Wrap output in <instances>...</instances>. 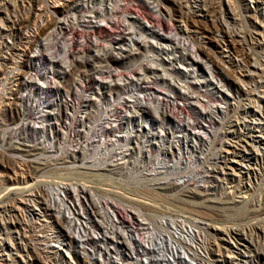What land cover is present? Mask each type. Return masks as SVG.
Segmentation results:
<instances>
[{
  "label": "rangeland",
  "instance_id": "rangeland-1",
  "mask_svg": "<svg viewBox=\"0 0 264 264\" xmlns=\"http://www.w3.org/2000/svg\"><path fill=\"white\" fill-rule=\"evenodd\" d=\"M64 1L65 0L57 2H54L53 0H35V2L32 3H24L25 5H28L29 8L32 7L30 10L32 13L27 11L28 14L22 12L21 7L24 4L18 0H8V2L5 0L0 1V46L3 47L0 48V101H4L2 105L6 110L5 112L0 111V123L3 124L6 118L10 121L8 122V125H3L1 128L6 131L4 133L0 131V135L2 136V140H0V174L4 170L6 171L2 172L4 174H2L0 180V192H2V188H5L3 186H7L5 184L10 185L12 183L11 179L16 177L13 170L10 169V167L13 168L16 164L13 161L12 155L20 156V154L13 151V147L18 143L23 144L25 142V134L20 132L21 130H18L17 133H15L13 129L18 127V125L20 126L22 122L26 120L27 116H25V114L27 113L28 108H33L35 111L41 113L43 110H54L53 112H61L62 114L74 113L78 116L82 115L81 111L84 109H89L91 112L93 111L95 117L89 122V125L87 122V127L85 126L86 132L88 133L86 135L89 138H92L94 133L100 130L104 119L112 114L111 112L109 114L108 112L103 113L102 106L100 111H96L94 102L89 101L85 103L81 95L77 94V90H81V88H79V79H82V72L80 73V70H82V66H84L83 63L77 62L82 66L75 74V70L66 74L62 73L66 64L71 62L72 65L75 58H78L83 53H88V50L90 51V49H96L97 46L94 44L96 40L103 46L109 44L117 46V43L112 40L119 37L118 35L124 34L119 33L120 29L116 27H114L111 32L99 31L95 28H91L87 23H83V18L80 17L73 22L72 18L70 19L71 13L63 9L66 4V1ZM231 1H234V3L236 2L233 5L235 11H237V30L245 33L252 29L248 26L249 24L251 25V23H255L260 25L261 20L256 13V8L258 4L264 6V1H258V3L254 2L253 4H247L245 0ZM165 2L167 10H163L165 11L164 14L171 18L170 21H173V24H176L181 19L187 22L191 28V32L193 31L192 36H187L188 41L196 46L203 56L202 62H196V73L193 77H190L189 74L186 73V62L181 63L177 60L172 61L174 58L173 54L180 56L186 52L182 49L173 54L170 52H160V60L157 62L154 60L150 61L151 58L158 56L156 48L145 50L147 58H144L142 55H135V57L126 61L120 59L121 54H119L120 52L118 50H110V53L113 56V61L118 64L120 63V69L128 71L122 73L126 76L133 74L136 69L139 70L141 68L139 65L143 63V59L149 69L151 66L153 68L158 67L153 73L151 72L152 70H149V76L154 86L153 88L157 90L159 88L158 91H165L164 93H174L175 91L172 84L175 82H182L186 86L191 85L190 90L195 91L198 89V86L190 84V82H194L196 79H199V81H203V79H208L209 81L213 80L215 83L221 80L218 88L219 90H222L219 95H222V102L227 104H222L224 107L223 113H217L213 116L216 118L215 122L213 120L211 123L204 121L205 124H209L207 126L208 130L203 134L208 138V142H199L198 144L196 138L188 132L183 131L179 133L177 131L176 134L184 135L186 138L181 142V145L180 143L178 146L175 144L170 145L167 142L162 143L161 145L143 143L141 145H143L144 149L149 148V153H141L144 158L140 157V161L135 160L133 155L130 157V154H134V149L132 148L134 146L140 147V144L138 146L130 142L127 147L131 150L125 158H122L124 162L120 164H111V166H108L106 169H99L97 164L100 161V153L97 151V147L100 146V144H92L87 147L82 146L79 153H72L69 155L72 159H65V161H67H62V163L59 161L52 162L49 167L40 170L37 174V178L32 182H35L33 189L35 193H38L39 197L42 194L41 197L45 200L57 198L58 202H60L62 199H65V209H70L69 203L71 200L75 201V199H81V206L78 207L79 211L77 208V212H80L82 216L88 217L90 223H120L117 217L118 215L116 214L118 211L121 218H129V220L134 219L133 221L143 220L144 218V221L150 223L156 219L159 221L162 220L166 223H172L173 221L178 222L179 220L180 222L181 220V223H185L184 225H186L189 230H195V224H201V226L204 227L205 225L203 224L208 223L212 226L214 225L213 227L218 228L232 226L233 228L241 230L243 233L250 234L249 229L253 224V226L257 227L258 223H262V220L260 219L261 217L257 215L255 216V213L252 211H254V208L258 207V201L262 200L264 186L261 178V169H259L260 167L255 161L254 155H256V152L251 145V140L253 138L250 140V136L254 134H250L249 130H246L243 126L232 128L231 125L232 123L235 124L243 121H250L252 115L250 109L256 110L253 102L254 100H257L251 94L257 92V94L260 93V96H264V88L259 87L258 83H255L254 81H247L249 82L247 83L243 80L241 75L245 74V72L250 69L244 55L246 50L243 51L240 44H232L231 42L229 49L225 50L223 36L226 34V30L215 22L216 17L214 13H207L206 16L199 14L187 15L185 14L186 10H181L172 0H165ZM94 5L96 7L100 6L96 1L92 3V6ZM136 5L135 0H122L118 3V6L117 4H114V12L109 16L107 15L106 21H112L115 26L118 24H124L127 20L126 17L128 12L130 9L137 7ZM54 6H59V8L56 9L57 12L55 11ZM26 14L32 16L29 18ZM243 16H246L247 20H245ZM11 18L13 20L19 18L18 22H21V24L16 27L18 30L14 29L13 32L9 26L11 25L10 21H13ZM27 19H29L30 22ZM84 19H87V17H84ZM36 21H41V23L38 24V33L37 31L31 33V39L26 40V35L31 31L30 28L33 25L32 23ZM234 26L235 25L233 24L230 25V29L232 27L231 30L233 31L236 30ZM56 28H59V30L57 29V34H53V31L51 30H55ZM2 29L5 31L1 32ZM240 29H243L244 31ZM125 36L130 37V35ZM70 41L72 44L68 47L69 49L64 48L63 46L71 43ZM1 42L4 43L1 44ZM253 46L254 45H251V48H249L251 61L259 63L261 61V55L259 54H262V51L253 48ZM65 51H67L66 54H64ZM227 52L231 53L233 61L228 62L226 59ZM170 55H172L171 57L173 58H171ZM64 57L65 59H63ZM239 58L245 61L246 64ZM16 61L18 62L17 65ZM162 68L166 69L167 73L164 72ZM211 71L216 77L211 78ZM165 73L167 76L164 75ZM18 74L20 80L15 82L16 75ZM168 75H170L169 79ZM172 80L174 81L173 83ZM243 81L245 83H243ZM210 84H212V82L209 83V85ZM210 87L214 88L215 86L211 85ZM103 91L106 93L105 98H107V100L101 101L102 105H112L109 89H104ZM158 91L154 94H160ZM249 92L250 94H248ZM108 98L110 102L108 101ZM112 101L114 103L115 99H112ZM13 103L17 104V106L13 107ZM67 104H70V106L66 107ZM243 106H246L249 109L247 113H243ZM94 111L96 112L94 113ZM174 113H179V116L176 114L178 119L184 117V114H181L180 112ZM149 116L151 119L143 116L137 118V120L135 119V121L131 122L132 125H130L129 128L138 124L148 126L150 123L151 125L153 123L155 124L154 129L157 131L161 130L159 124L154 122L156 115L150 113ZM191 116L195 115L192 113ZM196 117L198 116L196 115L195 118ZM206 120H208V118ZM238 120H240V122H238ZM49 122L50 121L45 122L44 125ZM36 125L39 127L42 126L40 121L37 122ZM232 129H234V131H232ZM44 132L47 133L45 130ZM115 133H118L117 130L112 132L110 138L113 137ZM37 134L38 137L44 135L40 130ZM229 141H231V143H233L232 145L235 146V149L239 151L237 156L234 157V163H232L233 158L231 159V162L227 161V163H225L219 157L220 151L223 149L222 147L229 143ZM71 144L70 139H68V141L62 145L61 149L56 145L52 150L48 147V152L45 153L46 155L48 154V156L55 154L58 155L67 150ZM108 144L110 143L105 145L109 146ZM194 145H197V147ZM209 156H211V158ZM243 163L244 165L250 163V174H243L245 172V170H241V167H244ZM17 165L19 164L17 163ZM31 165L32 167L38 166L36 163H31ZM29 169L30 171L32 170V168ZM41 174H44L45 176ZM159 176H163L162 178L165 180L156 184L155 180H158ZM70 180L72 182H70ZM168 180L174 182V184L166 183ZM2 181L4 183H2ZM49 181L52 183H49ZM78 187L80 189H78ZM74 190H76V195ZM248 190L250 191L248 192V196L251 194V198H249L251 202L247 204L248 206L243 205L239 206V208H230L232 206V201L245 196V192ZM6 202L12 203L13 201L10 200L8 202L7 200ZM82 207L84 208L82 209ZM53 214H55V212H53ZM57 216L64 220L61 225L57 223V232L59 233L58 235H60L61 240H65V243L69 242L68 239H70L69 236L71 235V237H73L72 246L76 247V252L65 250L61 252V255L65 260L69 264H84V262L87 264H105V254L102 253V256V254L95 252V250L89 245L85 246L87 252L83 250L82 247H84V245H82V242L85 239V237H83L84 233H81L75 223L71 222L73 215H71L70 211H65V219L63 214H57ZM7 218H9L10 221L12 219L13 221L18 220V217L16 215L14 216V214L13 216L8 215ZM203 235H205L204 231ZM253 239H255L254 236ZM232 240L235 241V239ZM108 246H111L110 242L108 243ZM65 247L69 249L71 248V245L65 244ZM261 247L263 248L264 245L260 246V249L264 250ZM35 248L36 247L31 244L28 249L30 255L24 257L19 256L17 257V260L21 262V264L47 263L45 256ZM120 249L121 252L128 253V250L126 251L124 247L122 248L121 246ZM112 257V260L121 261V255L118 256L117 254L112 253ZM12 259L13 258H9L8 262H11L10 264H16L12 262ZM144 260L147 262L146 259ZM240 264L247 263L242 261ZM251 264L254 263L252 262Z\"/></svg>",
  "mask_w": 264,
  "mask_h": 264
},
{
  "label": "bare ground",
  "instance_id": "bare-ground-1",
  "mask_svg": "<svg viewBox=\"0 0 264 264\" xmlns=\"http://www.w3.org/2000/svg\"><path fill=\"white\" fill-rule=\"evenodd\" d=\"M5 1L8 2V0ZM18 1L21 2L22 4L35 2V0H18ZM43 1H50V0H43ZM53 1L57 2L60 0H53ZM65 1L66 4L63 9L71 13L70 19L72 18L73 22L76 21L78 17H80L83 18L82 20L83 23H87L91 28H95L99 31L111 32L112 29L116 27L120 29L119 33L124 34V35H118L119 37L114 38L112 40L117 43V46H112L111 44L103 46L96 40L94 43L97 46L96 49L94 50L90 49V51L88 50V53H83L78 58H75L74 61L72 62V65L71 62H69L66 65L64 64L65 67L63 68L64 71L62 73V74H66L75 70L74 72L75 74L80 70V67L82 66L77 62L83 63L84 66H82V70H80V73L82 72V79L81 78L79 79L80 82L79 88H81V90L79 91L76 89L77 94L81 95L85 103L89 101L94 102L96 111H100L101 110L100 105H102L101 101L107 100V98H105L106 93L103 90L109 89L110 101L112 102V105H111V109L105 110L103 111V113L108 112L109 114L111 112L112 114H110L109 116L107 115L108 117L104 119V122L100 127V130L94 133L92 138H89L86 135L88 133L86 132L85 126L87 125V122L89 125V122L95 118L93 115V111L91 112L89 109H84L83 111H81L82 113L81 116H78L77 114L74 113L62 114L61 112H53L54 110L53 111L43 110V112L41 113L35 111V109L33 108L27 109V113L25 114V116H27L26 120L22 122L20 126L18 125V127L13 129L15 133H17L18 130H21L20 132H23L25 134V138H24L25 142L23 144L18 143L13 147V151H16L20 154V156L12 155L13 161L16 164L14 163L15 164L14 167L13 168L10 167V169L13 170L16 177L11 179L12 183L10 185L9 184H5L7 186L2 185L5 188L4 189L2 188V192H0V264H10L11 262H8L9 258H13L12 259L13 263L21 264V262L17 260L18 259L17 257L19 256L24 257L30 255V251L28 249L31 244L34 245V247H36L35 248L36 250H39L40 253L45 256V258L47 259L46 264H69L65 260V258L61 255V252L63 250L76 252L75 249L76 247L72 246L73 237H71L70 235L69 236L70 239H68L69 242L65 243V240H61L60 235H58L59 233L57 232L58 229L57 223L61 225L64 222V220L62 218L60 219L57 216V214L59 215L63 214L64 215L63 217L65 219L66 210L70 211L71 215H73L71 222L72 223L74 222L76 227L80 229L81 233L82 232L84 233L83 237H85V239L82 242V245H84V247H82L83 250L86 251L85 246L89 245L95 250V252L100 254L102 253L105 254L106 256L105 264H240L242 261L246 262L247 264H251L252 262L254 264H264V250L260 249V246L264 245V188H263L262 200L260 199L261 201H258V205H257L258 207L254 208V211H252L255 213L254 214L255 216L257 215L261 217L260 219L262 220V223H258L257 227L253 226L254 225L253 224L249 229L250 234L248 232H247L248 234L243 233L241 232V230L237 228H233L232 226L225 228L224 227L218 228V227H213L214 225L212 226L211 224L208 223H204L203 224L205 225L204 227H202L201 224L200 225L195 224V227L198 230L196 229L189 230V228L186 225H184L185 223H181L182 222L181 220L180 222L179 220L178 222H174L172 220L173 221L172 223H166L162 220L159 221L157 219L153 220L152 223H150L148 221H144V218L143 220L133 221L134 219L129 220V218H121L118 211L116 214L118 215L117 217L120 223L117 222L116 223L101 222L100 224L90 223L88 217L82 216L80 212H77V208L81 206V202H80L81 199L78 198L75 199V201L71 200L70 203L68 202L70 204V209L68 208L65 209L66 207L65 199L62 200L60 199L61 200L60 202H58L57 198H52V200L51 199L45 200L41 197L42 194L39 197L38 193H35L33 189L35 182L34 183L32 182L35 178H37V174L40 172V170H44L45 168L49 167L52 164V162L59 161L62 163V161L63 162L67 161V160L65 161V159H69V158L72 159L69 155L72 153H79V150L82 146L87 147L88 145H92V144L102 145L107 143L112 144V143L122 142L124 143V151H126V152H122V158H125L131 150L130 148L127 147L130 142L138 146L139 144H143V143L161 145L162 143H166V142L169 143L170 145L175 144L176 146H178L179 143L181 145V142L186 138L184 137V135L176 134L177 131L179 133L183 131L188 132L190 135L196 138L198 144L199 142L207 143L208 138H206V136L203 134L205 133L206 130H208L207 126L209 124H205L204 121L211 123V121L213 120L215 122L216 118L213 116L216 115L217 113L218 114L223 113L224 107L222 104H227L222 102L221 100L222 95H219V93H221L222 90V89L219 90L218 88L219 84L221 83V80L215 83L213 80L209 81L208 79H203V81H199V79H196V81L190 82V84H194L198 86V89L195 91L190 90L191 87L190 84H189L190 86H186L182 82H175L176 84L175 83L172 84L175 92L172 94L169 92L164 93L165 91L163 92L162 90L158 91L159 88L158 90L153 88L154 86L149 76V70H152L151 72L153 73V71L158 67L153 68L151 66L149 69V67L145 64V70L147 72L146 74H144V77L142 79V83H144L143 90H136L131 95H127V98H124V105L120 106L118 109V104H113L112 99L114 100L119 94H124L127 91L131 90V83H128L126 81L135 79L136 77L143 75V66H139L141 68L139 70L136 69L137 71L135 70L134 73L131 74L130 76H126L125 74H122L123 72H128V71L119 72L118 70L111 69V65L109 64V62H114V61L112 59L113 56L111 55L110 50H118L120 52L119 54H121L120 59L126 61L132 59V57H135V55H140V56L142 55L144 58H147L146 55L147 53L145 54V50L156 48L158 52V56L151 58L150 61L154 60L157 62L160 60L159 59L160 52L162 51L166 53L170 52L171 54H173L182 49L183 51L186 52H184L180 56L173 54L174 58L171 57L172 55H170V57L173 58L172 61L177 60L180 61L181 63L186 62L187 65V69L185 68L186 73L189 74L190 77H193L194 74L196 73L195 71L196 62H202L203 59V56L199 52L198 48L194 46L192 43H190V41H188V37L192 36L193 31L191 32V28L189 27L187 22L184 21L183 19L178 21L176 24H173L172 23L173 21L172 22L170 21L171 18L167 17V15L164 14L165 11H163L164 9L167 10L166 9L167 5L165 0H135L137 7L130 9L126 17L127 20L126 22H124V24L122 25L118 24L117 26H115L112 23V21L110 22L106 21V17L107 15L109 16L114 12L115 9L114 4H117L118 6V3L122 0H65ZM95 1L100 4L99 7H96L95 5L92 6V3ZM172 1L181 10L183 9L186 10L185 14L187 15L199 14L206 16L207 13H214L216 17L215 22H217L222 28H224V30H226V34L225 35L223 34L224 35L223 44L225 50L229 49L230 42L232 44L233 43L240 44L243 51L246 50L244 55L247 63L249 64L250 69L247 70L245 74L241 75V77L245 82L254 81L255 83H258L259 87L264 88V6L263 5L258 4L256 8V13L259 15L261 20L260 25L251 23V25L249 24L248 26H250L252 29L250 28L251 30L244 33L242 31L237 30L236 28L237 27L236 25L238 23V18L236 16L237 11H235L233 5L236 3V2L234 3V1L233 2L231 0H172ZM245 1L247 2V4H253L254 2L258 3V1H264V0H245ZM54 8L56 11V9L59 8V6H54ZM21 9L22 12L27 13V11H30L32 9V7L29 8L28 5L24 4L21 7ZM141 9H143L144 11ZM30 13H32V11H30ZM84 17H87V19H84ZM243 18L247 20L246 16H243ZM18 19L17 18L14 19L16 21H14L13 19H12L13 21H10L11 25L9 26L12 32L14 29L18 30L16 27L21 24V22H18L19 21ZM27 20L29 21V19ZM40 23L41 21H36L32 23L33 25L30 28L31 31L30 33H28V35H26L27 36L26 40L31 39L32 37L31 33H34L35 31H37L38 33L37 28H38V24ZM232 24L235 25L234 27L236 30L234 31L231 30L232 27L230 29V25ZM59 28H56L55 30H51V31H53V34H57L56 31H58ZM2 31L5 30L2 29L1 32ZM125 35H130V37H127ZM3 43L1 42V44ZM71 44L72 42L66 44L63 47L67 49ZM251 45H254L253 48L262 51L263 55L259 54L261 55V61L259 63L255 61L253 62L251 61L250 58L251 53L249 54L250 51L249 48H251ZM0 48L3 47L0 46ZM66 52L67 51H65L64 54H66ZM65 57L63 59H65ZM226 59L228 60V62L233 61V57L230 52L226 53ZM17 61H16V65L19 62ZM243 62L245 63V61ZM119 64L117 63V65L121 67V65ZM92 66H95L96 78H94L93 75H87V72L84 71L85 68ZM162 69L164 72H166V69L164 68ZM166 73L164 74L165 76H167ZM170 75H168V79ZM16 76L17 77L15 82H18L20 80L19 74ZM210 76L211 78L216 77L214 73H212V71L210 72ZM173 80L172 83L174 82ZM244 81L243 83H245ZM211 82L212 84L209 85V83ZM211 85L215 87L214 88L210 87ZM156 91H158L160 94H154ZM93 92H97L98 94H93ZM248 94H250V92ZM259 94H257V92L251 94L257 100H254L252 98L254 100L253 104L256 110L250 109V112L252 113L250 121L247 119L248 121H243L241 123H235V124L232 123L231 127L236 128L237 126H243L246 128V130H249L250 134L251 133L254 134L252 136L250 135L249 136H250V140L251 138H253L251 140L252 141L251 145L254 148V151L256 152V155H254L255 161L256 164L259 165L260 167L259 169H261V178L264 186V96L263 95L260 96ZM3 102L4 101H0L1 112L6 111L4 109V106L2 105ZM12 106L15 107L17 106V104L13 103ZM69 106L70 104L66 105V107ZM246 106H243L244 108L243 113H247L249 111V109ZM96 111H94V113ZM174 112H180L181 114H184V117L178 119L179 113L178 114L176 113L178 115L177 116ZM147 113L149 114L154 113V115H156V119H154V122L159 124V128L161 130L157 131L156 129H154L155 124L153 123L152 125L150 123V125L148 126L147 125L143 126L138 124L129 128V126L132 125L131 122L135 121V119L137 120V118L141 116L151 119L149 114ZM192 113L193 115L195 116L197 115L198 117L195 118V116H191ZM207 118L208 120H206ZM4 121L5 122L1 121L3 122V124L0 123V129L3 127V125H8V122H10L7 118ZM39 121L42 125L40 127L36 125V123ZM48 121L50 122L44 125V123ZM238 122H240V120H238ZM39 130L43 132V134L45 133L44 130L47 133L44 134L45 136L42 135L38 137L37 133L39 132ZM115 130H117L118 133H115L113 137L110 138L112 132ZM0 131L4 133L6 130L1 129ZM232 131H234V129H232ZM68 139H70V143L72 144L67 150H65L64 152L58 155L57 154L52 156H48V154L46 155L45 152H48L47 149L48 147L51 148L52 150V148H55V146L58 145L59 149H61L62 145L65 144L68 141ZM0 140H2L1 135H0ZM232 144L233 143H231V141L225 144L222 147L223 149L220 151V156L218 155L225 163H227V161L231 162L232 158H233L232 163H234L233 161L234 157L237 156L239 152L237 149H235V146ZM195 147H197V145ZM132 149H134V147ZM209 157L211 158V156ZM17 163L19 165H17ZM31 163L32 164L36 163L38 166L32 167ZM243 166L244 167H241V170H245L243 174H248V173L250 174L251 171L250 163L247 165H244L243 163ZM29 168H32V170L30 171ZM2 172H6V171L4 170ZM2 172L0 174V180L2 178L1 177L2 174H4ZM70 182L72 181L70 180ZM2 183L4 182L2 181ZM49 183L52 182L49 181ZM166 183L174 184V182H171L169 180ZM78 189L80 188L78 187ZM74 192L76 195L77 194L76 190H74ZM248 192L250 191L248 190L247 192H245L246 195L239 197L240 199L232 201L231 203L232 206L230 208H239V206H243V205L245 206L249 202H251L249 200V198H251V194L248 196L249 194ZM7 200L8 202L10 200L13 202L7 203L6 202ZM83 208L84 207H82V209ZM53 212H55V214H53ZM13 214L14 216L16 215L18 217V220L13 221L12 219L10 221L9 218H7L8 215L13 216ZM203 231L205 235H203ZM253 236L255 239H253ZM232 239H235V241H233ZM109 242L111 246H108ZM65 244L71 245V248L67 249L65 247ZM121 246L122 248L124 247L126 251L128 250V253L121 252L120 249ZM262 249H264V247ZM112 253H115L118 256L121 255L120 257L121 261L112 260L113 259ZM144 259H146L147 262ZM32 264H36V263H32ZM84 264L87 263L84 262Z\"/></svg>",
  "mask_w": 264,
  "mask_h": 264
},
{
  "label": "built area",
  "instance_id": "built-area-1",
  "mask_svg": "<svg viewBox=\"0 0 264 264\" xmlns=\"http://www.w3.org/2000/svg\"><path fill=\"white\" fill-rule=\"evenodd\" d=\"M108 58H109V56H108ZM109 64L111 65V69L118 70L119 72L126 71V70L120 69V66L117 65V62H109ZM139 66H143V75L138 76L135 79L126 81L128 83H131V90L127 91L124 94H119L115 98V102L113 104H118V109L120 106L124 105V98H127V95H131L136 90H143L144 83H142V79L144 77V74H146V72H147L145 70L144 59H143V63ZM84 71L87 72V75H93L94 78H96L95 66L87 67L84 69ZM93 94H98V93L93 92ZM100 106H102V111L111 109V104L100 105ZM108 145L109 146L102 144V145L97 147V151H98V153H100V157H99L100 161L97 163L99 166V169H106L108 166H111V164H114V163L120 164V163L124 162L122 160V152H126V151H124V143H122V142L121 143H112V144H108ZM144 152L149 153V148L144 149L143 145H141V144H140V147L134 146V154H130V157L133 155V158L135 160L140 161V159H141L140 157L144 158V156L141 154V153L144 154ZM154 177H158V176H154ZM162 177L163 176H159L158 180H155L156 184H159L161 181L163 182L165 180Z\"/></svg>",
  "mask_w": 264,
  "mask_h": 264
}]
</instances>
